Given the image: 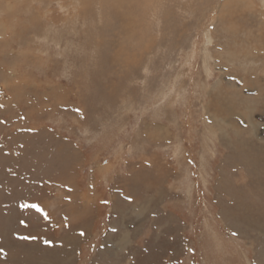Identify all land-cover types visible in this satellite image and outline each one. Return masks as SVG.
Segmentation results:
<instances>
[{
	"label": "rangeland",
	"instance_id": "rangeland-1",
	"mask_svg": "<svg viewBox=\"0 0 264 264\" xmlns=\"http://www.w3.org/2000/svg\"><path fill=\"white\" fill-rule=\"evenodd\" d=\"M0 249L264 264V0H0Z\"/></svg>",
	"mask_w": 264,
	"mask_h": 264
},
{
	"label": "snow or ice",
	"instance_id": "snow-or-ice-1",
	"mask_svg": "<svg viewBox=\"0 0 264 264\" xmlns=\"http://www.w3.org/2000/svg\"><path fill=\"white\" fill-rule=\"evenodd\" d=\"M23 207H29V205H23ZM30 207L35 208V209H37L38 211L40 210V206H39L38 204H32ZM21 223H23V221H21ZM81 235H84V233L81 232ZM24 239H26V238H24ZM2 251H3V250L0 249V252H2Z\"/></svg>",
	"mask_w": 264,
	"mask_h": 264
}]
</instances>
